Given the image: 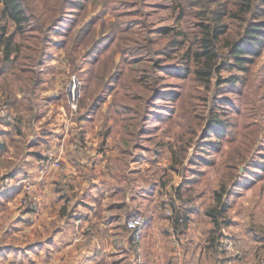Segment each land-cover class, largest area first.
<instances>
[{
    "label": "rangeland",
    "instance_id": "obj_1",
    "mask_svg": "<svg viewBox=\"0 0 264 264\" xmlns=\"http://www.w3.org/2000/svg\"><path fill=\"white\" fill-rule=\"evenodd\" d=\"M23 1L31 26L16 33L14 59L0 61V85L8 82L21 104V128L15 118L9 123L14 152H0V167L22 172V204L28 145L58 137L68 123L70 134L98 136V150L120 161L125 195L170 207L173 218L178 209L181 230L195 216L198 230L209 232L212 264L248 254L249 264H262L264 46L234 65L226 41L241 29L236 0ZM256 12L264 19V3ZM211 19L229 33L217 44L218 69L207 83L191 72L187 53ZM212 207L221 210L220 228L206 214Z\"/></svg>",
    "mask_w": 264,
    "mask_h": 264
},
{
    "label": "crops",
    "instance_id": "obj_2",
    "mask_svg": "<svg viewBox=\"0 0 264 264\" xmlns=\"http://www.w3.org/2000/svg\"><path fill=\"white\" fill-rule=\"evenodd\" d=\"M5 113L1 110L0 119ZM39 115L32 121L36 128ZM0 126L7 128L0 130L7 143L0 152H12L16 133L11 135L7 121ZM64 128L58 137L28 145L25 174L34 184L35 198L26 205L16 182L19 167H0V175H9L0 178V264H212L209 232L198 230L195 216L176 231L174 218L156 201L124 194L119 181L124 170L111 150H98L103 140L87 132L70 134L68 123ZM53 155L61 159L59 167L49 165ZM135 212L143 213L146 223L139 246L132 244L126 225ZM247 256L232 264H249Z\"/></svg>",
    "mask_w": 264,
    "mask_h": 264
},
{
    "label": "trees",
    "instance_id": "obj_3",
    "mask_svg": "<svg viewBox=\"0 0 264 264\" xmlns=\"http://www.w3.org/2000/svg\"><path fill=\"white\" fill-rule=\"evenodd\" d=\"M238 9L233 12V17L241 22V29L239 35L235 39H228L227 49L230 51L234 65L241 66V61H248L249 58L244 56L245 53L255 54L259 53L264 46V19L258 18L256 12V3H264V0H236ZM201 5L202 3L199 2ZM227 8V6H226ZM230 11H233L231 8ZM29 12L25 7L23 0H0V61L11 62L18 52L15 50L16 42L14 37L16 33L23 31L25 27L31 26V19ZM13 27V28H12ZM226 24L221 21L214 22L213 19L208 20L203 24L200 30V36L195 49L188 50L187 58L194 61V69L191 70L196 77L204 82H210L214 76V72L218 69L217 62V44L221 42L222 35L228 34ZM44 25L38 26L37 31H43ZM189 71L191 67L188 68ZM1 74V72H0ZM231 80V79H230ZM7 84V85H6ZM5 86L0 85V107L7 109L8 113L4 114L1 119L10 123V116L12 114L15 118L14 126L20 127L19 119H21L20 100L18 94L14 92L9 83L6 82ZM36 87L29 90V95L33 97ZM14 111V112H12ZM38 115L37 111H33L29 121L32 122ZM29 122V123H30ZM12 135V134H11ZM7 147L5 140L0 139V151ZM227 191L225 185L221 188L219 195ZM224 210V205L221 210ZM221 210H215L214 207L208 208L206 214L211 217L212 222L216 228H220ZM135 212L128 218L137 214ZM183 215L178 209L174 213V224L176 231H181ZM127 225V222H126ZM219 258L217 259L218 262ZM216 262V263H217Z\"/></svg>",
    "mask_w": 264,
    "mask_h": 264
},
{
    "label": "built area",
    "instance_id": "obj_4",
    "mask_svg": "<svg viewBox=\"0 0 264 264\" xmlns=\"http://www.w3.org/2000/svg\"><path fill=\"white\" fill-rule=\"evenodd\" d=\"M70 91H69V96L71 101H73V103H75L76 100V95L78 94L77 92V85L76 82L74 81L73 84H71L70 86ZM61 159L58 156H51V158H49V165L52 166H56L59 167L61 164ZM23 185H24V189H25V198H24V202L27 204L29 201L33 200L35 197L33 195V190H34V184L32 182V180L27 177L24 179L23 181ZM166 214L168 216H172V210L170 207H166ZM145 218L142 214L137 213L134 214L133 216H131L130 218H128L127 220V227L131 232V236H132V244L134 246H139V244L141 243L142 239H143V235H144V230H145ZM174 238V242L176 244H179V237L174 234L173 236ZM216 264H230L229 260H226L224 257H220L218 262ZM262 264H264V259L262 261Z\"/></svg>",
    "mask_w": 264,
    "mask_h": 264
},
{
    "label": "water",
    "instance_id": "obj_5",
    "mask_svg": "<svg viewBox=\"0 0 264 264\" xmlns=\"http://www.w3.org/2000/svg\"><path fill=\"white\" fill-rule=\"evenodd\" d=\"M69 91H70V87H69Z\"/></svg>",
    "mask_w": 264,
    "mask_h": 264
}]
</instances>
